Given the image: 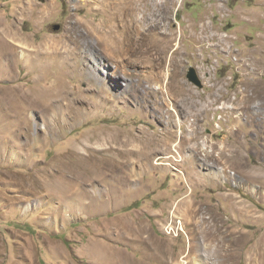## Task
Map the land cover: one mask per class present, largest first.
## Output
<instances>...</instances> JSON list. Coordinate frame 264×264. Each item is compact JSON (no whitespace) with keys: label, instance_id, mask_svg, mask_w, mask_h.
I'll return each mask as SVG.
<instances>
[{"label":"rangeland","instance_id":"1","mask_svg":"<svg viewBox=\"0 0 264 264\" xmlns=\"http://www.w3.org/2000/svg\"><path fill=\"white\" fill-rule=\"evenodd\" d=\"M119 5L0 0V264H264V0Z\"/></svg>","mask_w":264,"mask_h":264},{"label":"bare ground","instance_id":"2","mask_svg":"<svg viewBox=\"0 0 264 264\" xmlns=\"http://www.w3.org/2000/svg\"><path fill=\"white\" fill-rule=\"evenodd\" d=\"M144 2V0H120V5H119V8H120V10L125 14V16L128 18V19H130L131 20V22L133 23V24H135L136 22H137V20H136V15H137V12H138V10L140 9V6L138 5V2ZM147 3V2H146ZM146 6V5H145ZM148 7H149V4H148ZM148 7H147V9H148ZM151 7V6H150ZM143 8V7H142ZM145 10V9H144ZM128 27H130V24H128ZM133 31L135 32V33H138V27L136 26V27H133ZM110 33H113V32H110ZM114 34V33H113ZM161 43V42H160ZM91 54H92V56H93V58H94V62L97 64V68H96V70H102L103 69V72H106L105 71V68H104V66H103V63H102V61L100 60V59H98L95 55H94V53L93 52H90ZM103 76V75H102ZM59 90V89H58ZM68 90V89H67ZM65 88L63 89V91H60V92H53L52 93V97H56V98H58V97H65L66 98V95H68V91H67ZM57 91V90H56ZM51 99V98H50ZM66 110V109H65ZM54 117H55V115H54ZM46 118H48V116L46 117ZM52 118H53V116H52ZM52 121H53V119H49L48 118V123H49V126L50 127H52L53 126V123H52ZM45 123V122H44ZM59 123V122H58ZM58 125V124H57ZM100 134V133H99ZM88 140V139H87ZM87 140H84V144H85V142L87 141ZM127 145V144H126ZM120 147V146H119ZM118 147V149H120ZM112 148V147H111ZM9 151V150H8ZM13 152V151H12ZM120 152H123L124 154H126L127 156H129L130 158H132L131 156H133V155H138V154H136V153H133V150L132 149H120ZM120 155V154H119ZM123 155V154H122ZM141 156L143 157V153H141ZM222 171V169H219L216 173H219V172H221ZM86 175V174H85ZM87 176H88V173H87ZM86 177V176H85ZM56 185L61 189V190H63V191H65L66 190V188L60 183V182H56ZM98 251V250H97ZM96 251V252H97ZM98 253V252H97ZM196 262H197V264H204V262H203V260H201V259H198V258H196Z\"/></svg>","mask_w":264,"mask_h":264},{"label":"water","instance_id":"3","mask_svg":"<svg viewBox=\"0 0 264 264\" xmlns=\"http://www.w3.org/2000/svg\"><path fill=\"white\" fill-rule=\"evenodd\" d=\"M60 25L59 24H56L54 26V29L55 30H59L60 29ZM187 77L188 79L193 82L195 85L199 86V87H202L203 86V82L201 80V78L199 77L198 75V72L197 70L194 68V67H191L188 71V74H187Z\"/></svg>","mask_w":264,"mask_h":264}]
</instances>
